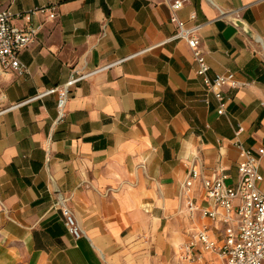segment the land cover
Here are the masks:
<instances>
[{"label": "crops", "instance_id": "1", "mask_svg": "<svg viewBox=\"0 0 264 264\" xmlns=\"http://www.w3.org/2000/svg\"><path fill=\"white\" fill-rule=\"evenodd\" d=\"M43 7L57 16H32L42 28L20 53L27 71H0V264L220 262L212 252L180 257L202 227L217 241L226 228L188 210L183 184L199 171L193 199L213 208L204 179L223 167L237 183L241 146L264 176V0H189L178 11L187 26L204 24L210 76L231 71L246 83L225 88L224 112L188 43L171 39L164 0H0V12ZM110 64L73 87L60 122L57 93L29 101L75 70Z\"/></svg>", "mask_w": 264, "mask_h": 264}, {"label": "built area", "instance_id": "2", "mask_svg": "<svg viewBox=\"0 0 264 264\" xmlns=\"http://www.w3.org/2000/svg\"><path fill=\"white\" fill-rule=\"evenodd\" d=\"M169 6L171 21L177 26V31L171 39L185 40L193 51L198 63L197 74L201 76L208 91L212 92L219 102V107L224 112L228 106L229 98L225 95V88H240L245 85L236 78L234 72L210 76V66L201 51L200 32L204 24L196 23L187 26L186 22L178 16V11L183 9L189 0H164ZM47 13L55 18V7L36 8L30 12L14 13L10 9L0 12V71L16 70L20 73L27 71L21 62L20 53L29 47L41 31V25L33 23L32 16L37 12ZM197 13L191 14L192 20H197ZM15 18L26 20V26L14 24ZM113 64L98 68L91 72L75 70L69 80L62 86L47 89L29 101L57 93L58 122L66 117V104L72 89L76 84ZM243 130L241 127L237 133ZM244 160L239 164L240 178L237 183L228 182L229 175L226 169L220 170L211 178L204 179V187L213 208H202L193 199L192 192L200 172L194 170L183 184V193L186 196V206L190 212L202 211L203 216L217 219L220 217L226 228L224 239L217 241L208 233V226H204L181 246L180 257L185 261H199L204 259L203 252H212L221 259L220 262L211 264H264V188L260 184L264 180L259 171L260 157L241 146ZM264 153V149L260 151ZM63 216L69 232L76 238L82 234V229L73 212L63 207ZM198 251L199 253H196Z\"/></svg>", "mask_w": 264, "mask_h": 264}, {"label": "water", "instance_id": "3", "mask_svg": "<svg viewBox=\"0 0 264 264\" xmlns=\"http://www.w3.org/2000/svg\"><path fill=\"white\" fill-rule=\"evenodd\" d=\"M239 25L243 26L242 22H239Z\"/></svg>", "mask_w": 264, "mask_h": 264}]
</instances>
